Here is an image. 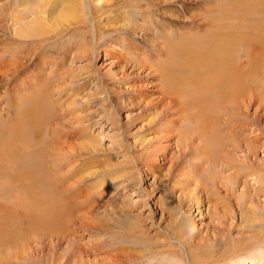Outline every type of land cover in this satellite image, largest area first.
Instances as JSON below:
<instances>
[{"label": "bare ground", "instance_id": "1", "mask_svg": "<svg viewBox=\"0 0 264 264\" xmlns=\"http://www.w3.org/2000/svg\"><path fill=\"white\" fill-rule=\"evenodd\" d=\"M56 1L16 0L11 6V26H6L8 29L13 28L10 29L13 41L8 42L10 46L5 43L1 46L8 47V52L4 49L1 57H4L5 52L7 56L10 55L12 61L6 67L12 69L13 75L23 67L32 65L30 68L38 70L40 74L38 71L37 73L44 82L36 81L35 83L41 89L39 88L40 91L37 97L35 96L32 108H24L25 104L22 100L21 104H15L16 108L12 116H9L10 113L7 114L8 116L0 113V264H46L47 248L51 250V253L48 251L50 253L48 259H51V263L60 259V254L62 258L61 248L64 240L72 245L71 240L73 236L76 237L77 232L84 231L86 228L95 229L93 224H97V217L93 216V208L102 201L110 202L114 194L113 189L99 191L104 184L109 183L104 181L95 182L90 190L83 189L81 183H78L83 179L75 180L76 174L69 168L74 162L71 160L68 162L66 159V156L72 155L73 152H67L65 148H75L69 138L78 137L86 141L83 145L80 143L81 150L93 153L97 149L94 144L97 140L87 132L86 127H81L84 115L81 116V112L78 111H86L93 107L94 100L97 108L86 114L87 119L91 121V115L95 113L106 122L114 121L112 106L116 105L115 101L119 100L121 94L116 89L101 85L95 92H86L84 96H81L83 89L90 90L92 87L90 88L89 81L83 80L75 84L78 80L69 78L72 71L66 70L65 59L70 54L74 53V57L85 56L89 60H95L93 58L97 57L98 50L103 49L118 62L147 70V74L156 79L155 85L161 84L162 98L166 100V103L171 104V110H167V104H165V108L160 113L159 124L164 117L172 114L174 106L182 113H188L191 110L195 114L198 120L195 129L200 132L201 140L207 144L209 154L212 155L209 161L211 167L205 171V175H201L198 184L203 183L207 187L210 186L209 182H212L233 186L240 178L245 177L241 174V169L246 168L244 160L256 157L259 150L264 148V129L258 126L253 131L258 134L253 135L254 133L251 132L253 123L257 124L260 121L259 113L252 116L245 111L249 110L254 100L253 94L264 90V85L258 82L259 75L264 77V22L254 19L247 24L245 21L247 17L240 15L248 11L241 7V4L235 6L238 0L232 1L233 3L206 0L221 4L218 6L215 2L217 6L211 8L212 6L208 3L211 9L203 7L206 13L191 14L186 21H180L184 24L183 26L191 22L207 24L206 28L201 29L175 28L152 16L148 6L154 5L153 0L145 1L147 8L143 7L144 4L141 1L139 4H136V0L126 1L128 5L135 4L132 7L136 8L133 13L136 15V20L124 21L119 27L118 24H109L108 21L103 25L102 21L108 20V17L113 14L111 12L108 17H101L102 13H106V10L105 13L101 11L104 9L102 5L110 0H90L91 3L87 5L88 10L84 0L79 3L74 0H63L64 3L72 1L75 5L67 4L63 11L58 10L51 16L53 18L44 16L48 3ZM183 1L185 3L186 0H182V3ZM252 2H249L250 6L247 8L255 10L256 7H253ZM85 3L87 4L86 1ZM112 3L114 4L113 1ZM256 3L253 4L256 5ZM261 4L262 7L259 6L260 9H258L264 12V0ZM77 6H79L78 14L74 13L73 16L76 15L72 18L74 21L70 24L65 23L66 19L63 18L71 16L70 14L76 10ZM113 8L110 9L113 10ZM80 10L81 15H79ZM137 12L140 17L137 16ZM28 17L31 18L27 19ZM197 18L201 21H196ZM224 20L228 23H224ZM77 25L86 27L88 30L83 32L77 27L70 30L69 39L65 42L68 46L64 48L62 45L64 43L61 42L62 36ZM128 30L133 32L128 33ZM51 33L54 35L51 36ZM48 34L50 36L47 37ZM167 40H170L169 45ZM55 44L60 45L53 48ZM168 46L170 49L166 57L157 55L160 52L165 55ZM32 48L35 53L32 52ZM23 59L26 60L24 63H22ZM18 60L22 64L18 63ZM47 64L51 65L50 71L54 77L68 79L56 86L55 91L58 95L63 97L61 92L70 81L72 96L75 100L71 102V107L63 111L60 109L64 106L61 97L57 98V101L53 100L55 102L53 103L51 98L54 94L48 93L51 88H47L46 83L50 84L43 76ZM48 76L52 77V75ZM24 84H27L26 81ZM44 87L45 90H42ZM138 94L140 97H145V106L148 109L157 108L158 102L151 90L141 93L137 90L128 91V95L134 99ZM83 99L85 102L82 101ZM29 105L30 103L27 106ZM74 113L79 114L72 121L79 123L80 128L71 127L70 131H67L70 127L63 118L67 116L73 118ZM48 126H50L49 129H47ZM195 129L191 127L180 129V133L187 142H190L195 135ZM154 130L163 133L159 125L155 126ZM45 131L52 134L53 139L51 137L44 139ZM166 137L168 135H160V142L163 138L167 140ZM165 147L166 145L154 147V154L165 151ZM242 150L245 152L244 160L242 158L240 161L239 157L234 158V154ZM123 155L129 157L126 153ZM90 156L94 157L91 154ZM134 160L137 161L138 157L135 156ZM127 163L116 162L114 168L120 169ZM148 164L151 165L148 168L150 172L153 170V163ZM154 164L157 165L156 162ZM218 165L235 169L228 176H220L222 171L217 167ZM66 168L68 170H65ZM261 169L264 172V165ZM127 172H130L129 167ZM108 174L110 175L109 172ZM251 178L254 179L253 176ZM119 185L116 183V189L121 191ZM212 188L214 187L210 186L209 190H206L200 186L199 190L204 192V196L208 199L207 194H212ZM77 189L81 191L77 192ZM245 190L246 193L250 192L249 188ZM117 198L123 203L122 195ZM198 198L193 201L194 204L199 203ZM127 215L124 208L118 210L114 216L108 215L109 229L112 226L122 228L128 232H122L123 237L129 238L132 243L144 244V239L139 235L138 225L133 222L128 224ZM111 233L114 235L115 232ZM101 235L99 233V236ZM177 236L184 247L194 237L190 232H186L184 237L181 233L179 234V231ZM110 242L112 245V241ZM100 243L91 249L96 252H99L100 248L106 250L107 246ZM70 248L69 250H73L74 246ZM81 249L79 252L84 253L85 251ZM188 254L191 256V253ZM117 263L121 264L123 260L120 259ZM56 264L62 263L56 261ZM112 264H116V260ZM190 264H194V261Z\"/></svg>", "mask_w": 264, "mask_h": 264}, {"label": "rangeland", "instance_id": "2", "mask_svg": "<svg viewBox=\"0 0 264 264\" xmlns=\"http://www.w3.org/2000/svg\"><path fill=\"white\" fill-rule=\"evenodd\" d=\"M15 1L0 0V109L3 110H0V113L4 116H8V113H10L9 116H12L16 105L21 104L22 100H24V108H32L35 98L41 89L35 83L36 81L37 83L43 81L38 75L39 71L30 68L32 65L30 67H23L15 75H13L14 72L12 73L11 68L7 69L6 67L12 59L10 55L7 56L8 47L5 46L3 48L1 46H4V43L10 46L8 42L13 41V35L10 33V29L13 28L8 29V27L11 26L12 17L10 16V12L12 11L11 6L15 4ZM74 1L79 3L82 0ZM126 1L128 0H110L108 2L111 3L107 2L106 4L100 2L104 6V9L101 11L105 13L106 10L105 14H101L102 18L108 17V14L113 12L108 17V20L102 21L103 25L108 21L109 24H118L119 27L124 21L134 22L136 20V15L133 14L136 8L132 7L135 4L128 5ZM139 1L144 4L146 0H136V4H139ZM165 1L153 0L154 5L148 6L149 12L152 16L166 22L168 25L175 26V28H206L207 24L191 22L183 26L184 24L180 21H186L187 17L191 14L206 13L205 7L209 9L210 6H212L211 8L214 6L215 8V6L221 4L216 1L212 3L207 2L212 0H186L185 3L184 1L182 3V0H176L175 3L173 2L174 0ZM232 1L235 2L236 0H222V2L228 3H233ZM252 1L238 0L236 2L235 6L241 4V7L248 11L240 16L247 17L245 19L247 24L253 22L254 19L264 22V20H261L264 19V12L262 9L259 10V6L262 5L261 1L263 2V0ZM83 2L86 8L88 3H91L90 0H84ZM215 2L217 5H215ZM249 2H252L253 7L257 9H248L247 7L250 6ZM208 3L210 4L209 7ZM253 3H256V5ZM67 4L75 5L72 1L64 3L63 0L48 3L44 16L53 18L51 16L58 10L63 11ZM181 4L184 5L181 6ZM78 7L70 14L72 17L63 18L66 19L65 23L68 24L69 22L70 24V22L74 21L72 18L76 16H73L74 13L76 14L77 12L78 14ZM143 7L147 8L146 4ZM110 8H113V10ZM81 14L82 11L80 10L79 15ZM137 16L140 17L138 12ZM29 18L31 17L27 19ZM196 21H201V19L197 18ZM223 22L228 23L226 20ZM76 27L82 29L83 32L88 30V28L78 27V25L70 28L69 32H66L61 39V42L64 43L62 44L64 48L68 46V43L65 42L69 39L70 30ZM58 28L60 29L59 26ZM132 32L133 30H128V33ZM50 35L53 36L54 33ZM50 35L48 34L47 37ZM169 41L167 40L168 45ZM59 45L55 44L53 48ZM4 49L6 52L2 58ZM169 49V46L166 47L167 51L165 55L162 52L157 53V55L166 57ZM32 50L35 53L34 48ZM74 55V53L70 54L65 59L66 70L72 71L69 78L78 80L75 84L83 80L85 82L89 81V86L90 88L92 87L90 90L83 89L81 96H84L86 92H95L101 85H107L111 89L120 91L121 97L118 101H115L116 105L112 106L115 117L114 121L106 122L105 119H101L100 115H96L95 113L91 115V121L87 119L86 114L97 108L94 100L93 107L86 111H78L81 112V116L84 115V122L81 127H86L87 132L96 138L97 142L94 144L97 149L93 153H89L87 150L82 151L81 146L86 141L83 138L70 137L69 139L71 143H74L76 149L65 148V151L73 152L72 155H67L66 159L68 162L70 160L74 162L69 168L70 170H74L72 172L76 174L75 180L78 178L83 179V181L78 182L81 183L83 189L90 190L95 185V182L104 181L109 183L104 184L99 191L113 189L114 194L110 198V202L104 203L102 201L93 208V216L97 217V224H93L96 228H86L84 231L77 232L76 237L73 236L71 240L72 245L67 240H64L61 248L63 257L61 258L60 254V259L52 261V263L51 259H48L50 258L51 250L47 248L46 257H48L46 264H56V261L62 264H112L115 260L116 264H119L117 262L120 259L123 260L121 264H190L193 261L194 264H264V172L261 169L264 165V148L259 150L256 157H250L246 161L244 160L245 152L243 150L242 152H236L234 158L239 157L240 161L243 158L246 165V168L241 169V174L245 177L240 178L233 186L209 182L208 185L214 188H212V194H207L209 196L207 199L204 196V192L199 189L202 186L206 190H209L210 186L206 187L203 183L198 184L197 182L202 177L201 175H205V171L211 167L209 161L212 155L209 154L207 144L201 140L202 136H200V132L195 129L198 123L195 114L191 110L188 113H182L174 106L172 114L164 117L159 124L160 113L165 108V104H167V110H171V104L166 103V100L162 98L161 84L156 86V79L148 75L147 70H142L138 66L127 65L124 62H118L115 57L107 54L103 49H99L97 57L93 58L95 60L90 59L91 61L85 58V56L74 57ZM25 61L23 59L22 63ZM18 63H21V61L19 62L18 60ZM50 69L51 65L47 64L44 71L45 75H43L46 82L50 84L47 85L45 82L46 87L51 88L48 93L54 94H52V98H49L52 101H57V98L61 97V102L64 103V106H61L60 109L63 111L71 107V102L75 100V97L72 96L71 84L69 81V84L65 85V89L61 92L63 97L58 95L55 91L56 86L59 83H64V80L68 81V79L54 77ZM91 72L92 74L90 75ZM47 75H52V77L50 76L49 78ZM263 79V76H258V82L262 85H264ZM23 80L27 84H24ZM28 85L31 88H28ZM42 90H45V87ZM135 90L140 93L151 90L157 99V108L148 109L145 106V97H140V94L136 95L135 99L128 95V91ZM30 97L33 101H30ZM253 99L249 110H245L248 111L247 113L252 114V116L259 113L260 121L257 124L253 123V127L251 128L252 133H254V129L256 130L258 126L264 129V90L258 93L255 92ZM82 101L85 102L84 99ZM29 103L30 107L27 106ZM53 103L55 102L53 101ZM78 114L74 113L73 118L69 116L61 117L65 120L67 126L70 127L67 131H70L71 127H74V129L79 127V123L77 124V122L72 121ZM157 125L161 127L163 133L154 130V127ZM190 127L195 129V135L190 142H187L185 137L181 135L180 129ZM255 134H258V132H255L253 135ZM51 135L46 132L44 139H50V137L53 139ZM160 135H168L166 137L167 140L163 138L160 142ZM163 145H166L165 151L162 150L154 154V147L159 148ZM124 153L129 157L123 155ZM90 154L94 155V157L91 158ZM135 156L138 157L137 161L134 160ZM116 162L128 163L125 167L116 169L114 168ZM150 162L153 163V170L149 172L148 168L151 165L148 163ZM128 167L130 168V172H127ZM217 167L222 171L220 176H228L235 169L234 167L228 168L222 165H218ZM65 170H68V168ZM252 176L254 179L251 178ZM116 183L120 184L119 188L121 191L116 189ZM246 188H249V193H246ZM80 191L81 189H77V192ZM242 193L245 194L242 195ZM120 195L124 197L123 203L117 198ZM196 198H198L199 203L194 204L193 201ZM121 208H124L128 214V224L133 222L138 225L139 235L144 239V244L138 242L132 243L129 238L123 237L121 235L122 232H128H125L122 228L112 226L109 229L107 225L109 222L108 215L114 216ZM105 230L106 232H104ZM178 231L184 237L186 232L193 234V240L191 241L190 239L186 247L180 243L177 236ZM111 232H115L114 235ZM99 233L102 235L99 236ZM110 241H112V245H110ZM97 243L106 245L107 247H104L106 250L100 248L102 251L99 249V252H96L91 249L94 245H98ZM70 246H72L71 248L74 246V251ZM80 249L85 252L80 253ZM188 253H191V256Z\"/></svg>", "mask_w": 264, "mask_h": 264}]
</instances>
